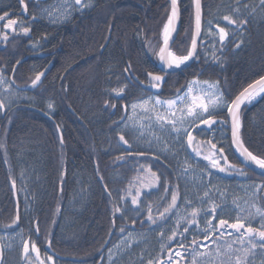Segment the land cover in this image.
<instances>
[{
	"label": "trees",
	"instance_id": "1",
	"mask_svg": "<svg viewBox=\"0 0 264 264\" xmlns=\"http://www.w3.org/2000/svg\"><path fill=\"white\" fill-rule=\"evenodd\" d=\"M55 1L25 0L27 14L35 19L33 52L47 55L34 58V76H29L27 64L14 72L12 81L11 70L1 75L7 83L0 85V102L5 105L0 109V234L21 233L30 249L27 256L23 249L5 253L1 264H105L97 252L109 235L113 243L132 232L151 233L154 244L149 260L165 264L171 256L179 264L183 259L175 252L183 255L191 243L182 241L185 249H180L172 239L159 249L155 241L156 232L173 220L183 202L184 187L174 163L162 157L156 162L143 161L142 149L127 150L120 144L128 106L151 95L141 87L150 85L148 73L160 74L155 55L163 43L169 2L82 0L84 7L74 2L65 23L52 24L41 15ZM201 2L197 55L189 65L166 75L155 95L158 98L173 99L196 79L217 82L231 102L264 76V8L260 0ZM13 4L14 0H0V11ZM17 4L22 7L19 0ZM179 8L180 27L170 50L186 55L192 39V0H180ZM225 15L246 23L230 25L223 20ZM218 27L228 34L223 46ZM46 67L42 82L31 91L13 87L26 88ZM240 120L244 146L264 157V94L241 110ZM225 123L229 142L226 117ZM129 154L138 159H126ZM147 155L146 159L153 158L152 153ZM226 157L236 160L233 153ZM246 173L262 184L259 199L264 208V177ZM174 189L177 206L164 221H149V213L157 218L168 207ZM138 190H144V195L133 209L126 199ZM117 208L121 211L116 212ZM32 242L39 259L31 252ZM47 243L56 255L75 261L51 255L53 261L49 262Z\"/></svg>",
	"mask_w": 264,
	"mask_h": 264
},
{
	"label": "rangeland",
	"instance_id": "2",
	"mask_svg": "<svg viewBox=\"0 0 264 264\" xmlns=\"http://www.w3.org/2000/svg\"><path fill=\"white\" fill-rule=\"evenodd\" d=\"M74 2L75 0H56L52 6L44 9L41 16L52 24L65 23L71 17ZM65 13H68V15L65 16ZM195 81L198 83L194 88L193 95L205 98L207 85H205L204 82L198 80ZM189 83L185 90L180 94L181 96H184L185 93H187ZM208 84L212 83L208 82ZM217 89L219 93H222L219 87H217ZM176 98L177 97L169 100H175ZM157 99L163 102L169 101L153 95L138 100L129 106L127 115L121 123V131H129L130 139H125L128 141V144H124L120 141V144L125 146L127 150L138 147L140 149H146L153 154L152 159L141 158L143 161L151 160L152 162H156L157 157H162L166 161H173L177 179L184 187L182 205L175 211L173 220L156 232L155 241L159 244V249L165 248L166 244L169 242L168 237L172 235L174 230L177 232H183L184 227L188 226L186 224V219L190 215L192 209H202L203 211H200V215L197 217L199 229H197L196 225H191L188 226L191 230L188 233H185L183 237L180 235L173 237V239L176 240V243L186 241L188 242V245L194 238L197 239V241L200 240L197 245L194 246L191 244L189 245V248H186L187 250L182 255L183 262H180L179 264H194L193 255L191 254V249L193 247H196L197 252L205 253L203 258L199 256L196 257L195 264H222V261L224 264H236V257L241 255V253L235 250L248 249L251 246L250 243L245 240V243L241 245L238 239L240 234L235 233L234 230L231 229L228 231L233 232V235H225L224 237H221L218 243H213V239L219 236V232H213L212 238L205 241L203 239L204 233L202 230L206 227L210 216H205L204 212L209 210L212 205H216L218 207V212L215 215V218L212 219L213 225L218 224L221 219L233 223L238 217H243L245 218L244 222L246 227L250 224V226L257 230V232L264 230V227H262L264 226V219L259 215H254L250 220L247 219L249 210L255 212V208H260L264 211L259 199L262 184L258 183V181L246 172H244V175L240 176L242 179L241 182H234L231 180V182H229V179L234 177V175L227 171H216L217 173L215 174L213 172L214 170L211 169L190 167V162L188 163L186 159H189V161H208L204 160L202 156L198 157L195 151L188 147L186 134L180 138L170 135V126L162 131L161 122L157 121L156 116L157 114L163 116L165 121L170 120L173 117L180 119L182 114L187 118V107L191 104V99H188L184 103L178 101L171 111H169L166 105L163 107H154L153 102ZM211 99L212 97H207L205 98V102H209ZM224 99L228 101L225 97ZM142 101H149V103L143 107L138 106L136 109H133L132 106L134 104L139 105ZM145 108L148 109L147 112L144 110ZM219 111L226 114L227 109L222 108L221 110H218V112ZM198 126H200L199 121H196L188 130L192 131L193 134V147H198L199 150L202 151L201 148L203 147V144L197 143L194 139V135L196 134L193 131L195 128L197 129ZM129 145H131V147H129ZM204 154L209 153L206 151ZM125 158L128 160L138 159L137 157H134L133 154H129ZM179 158L183 159L184 165L179 164ZM139 192L140 196L137 198V205L134 206L132 204V198L136 196L137 192L128 195L126 199L129 201V205L133 209L138 208L139 201L144 195V190H140ZM205 192L209 194L207 197L204 196ZM188 202H190V204ZM253 205H255V208ZM180 216L185 217V220H181L180 225L178 226L177 219ZM197 231H199L198 236L194 235ZM241 232H244V229H241ZM0 241L3 242L5 248L21 247L23 238L19 233L0 234ZM232 241H236V243H232ZM252 243L257 244V247L247 256L248 264H264V249L259 246L261 242L258 235L254 237ZM112 244L111 248H109V250H111V260L109 259V250L103 256L105 264H112L113 261L115 264H148L151 255L150 253L152 252L150 248L154 242L151 241V233L149 232H132L115 240ZM228 244H231L232 249L234 250L231 257L227 254L217 255L218 250L221 253H224ZM201 245H207V247H201ZM151 260L154 261V264L157 263L155 259Z\"/></svg>",
	"mask_w": 264,
	"mask_h": 264
},
{
	"label": "snow or ice",
	"instance_id": "3",
	"mask_svg": "<svg viewBox=\"0 0 264 264\" xmlns=\"http://www.w3.org/2000/svg\"><path fill=\"white\" fill-rule=\"evenodd\" d=\"M179 2L180 0H170V12L167 15V20L163 25L162 29V39H163V46L159 49V60L162 62L163 67L165 70L169 69H180L182 65H185L189 60L193 59L196 55L197 50V37L201 33V4L200 0H193V3L195 4V32L192 35L191 39V47L187 50L186 55H177L173 51L170 50V40L174 38V33L176 32L177 23L180 16V8H179ZM19 3L21 6L25 9V13L27 12V5L25 4V0H19ZM76 6L82 5V0H75ZM260 6L261 8H264V0H260ZM65 16L68 15V13L64 14ZM9 16L8 12H4L3 15H0V22H3L7 17ZM224 21H227L230 25H243L246 23L245 20H239L233 19L230 15H225L223 17ZM18 24V21L15 19L8 20L7 23H4L3 27L5 30L12 29L14 30V26ZM30 29L27 27L22 28L23 34L27 35L29 33ZM219 31V41L221 43V46H223V43L226 40V36L228 35L225 31V28L218 27ZM2 39L4 41L8 40V35L4 34L2 36ZM44 73L37 74L35 79L32 80L31 86L33 88L37 87L40 82H42V76ZM148 76L150 78V86L154 89H159L161 86V83L164 81V76L161 75H154L153 73L149 72ZM7 83L3 79L2 76H0V85H3ZM197 81L193 80L188 85L187 93H185L184 96L177 94V98L175 100H169L167 102H163L159 99L155 100L153 102L154 107L155 106H161L163 107L166 103L167 108L169 111L173 109V107L177 104V102L184 103L188 99H191V104L187 107V118L184 117L182 114L180 119H176L173 117L170 120L165 121V118L159 114H157L156 119L157 121L161 122V130H166L170 126V135H174L176 138H180L187 135L188 140V147L192 148L193 151H195L196 155L198 157L202 156L204 160H207L209 162V165L212 168L218 169L220 172H226V171H239L241 175H244L243 170H238L234 166L229 165L227 168L221 167L219 164V159H223L225 164L228 163L227 157L224 154V149L221 147L217 150V144L212 143L211 144V151L209 154H204L199 150L198 147H193V134L192 131H189V127L195 124L196 121H199L200 125H203L204 127L210 129L213 125L217 124L218 121L214 119V115L217 114L218 110H221L222 108L227 109L228 116L231 119V130H232V143L236 147L237 152H239L240 156L243 158V160L246 163H251L258 167L261 170H264V157H259L257 155H254L251 151L248 150L244 146L243 141L240 138V128H241V120H240V109L242 105L246 103H252L257 96H260L261 94H264V76L260 77L259 80L255 81L253 84L248 85V87L244 88L238 95L235 96L231 102H228L224 99L223 94L219 93L217 89V85L215 84H208V82H204L205 85H207V88L205 90V98L212 97V99L209 102H205V98H202L201 96L193 95V91L195 86L197 85ZM9 91V90H5ZM121 92L123 89L120 90ZM119 95V93H117ZM149 101H142L139 105L134 104L132 107L133 109H136L138 106L143 107L144 105L148 104ZM5 107L3 102H0V109H3ZM51 107V105L49 106ZM114 108L115 105H112ZM146 112L148 111L147 108L144 109ZM59 131V128H58ZM120 141L124 144H128V141L125 140L124 136H120ZM61 142H63V139L61 137ZM151 144V142H150ZM131 147V145H129ZM218 152V155H217ZM143 155V153H141ZM155 176V173L152 174ZM15 186V182L13 181V187ZM151 185H149L150 187ZM260 187V186H258ZM167 191V189H166ZM209 194L205 192L204 196L207 197ZM140 196L139 190L136 193V196L132 198V204L135 206L137 205V198ZM177 198L178 193L174 189L172 191V201L168 205V207L165 208L164 212L160 213V216L157 218H154L151 213H149L148 220L152 223H156L157 220L164 221L166 219L167 213H169L173 208L177 206ZM203 202V200H202ZM190 204V202H188ZM255 208V205H253ZM121 209L117 208L116 212H120ZM200 211L196 208H193L190 215L186 219V224L188 226L196 225L197 229H199V225L197 223V217L200 215ZM243 211V210H241ZM218 212V207L216 205H212V207L204 212L205 216H210V218L207 221L206 227L202 230L204 235L203 239L205 241H208L210 238H212L213 232H219V236L215 237L213 239V243H218L221 237H224L225 235L232 236L233 232L228 231L229 229L234 230L235 233H239L240 236L238 237L239 242L241 245L245 243V240H247L250 243V247L248 249H237L235 251H238L241 253V255H238L236 257V264H248L247 262V256L249 253L252 252L253 249L257 247V244L252 243L255 236H259L260 238V247L264 249V230L258 231L253 229L250 224L246 227L245 225V218L238 217L237 220L233 223H229L228 220L221 219L219 220L218 224L213 225L212 219L215 218V215ZM254 215H259L262 219H264V211H262L260 208H255V212H252L251 210L248 211L247 219H251ZM185 220V217L180 216L177 219V225H180V221ZM185 226L183 232H177L173 231L172 235L168 237V240L171 241L173 237L180 235L181 237L184 236L185 233H188L191 229L190 227ZM264 227V226H262ZM241 229H244V232H241ZM37 232H39V228L37 227ZM121 232H124V229L121 228ZM194 235H199V231L195 232ZM131 236V234H130ZM130 238V237H129ZM232 243H236V241H232ZM192 245H197L198 241L197 239H193L191 241ZM50 247V243H49ZM163 247V246H162ZM201 247H207V245H201ZM179 248L185 249V244L183 242H179ZM109 259L111 260V250ZM171 251V249H169ZM233 249L231 244H228L227 247L224 250V253H221L219 250L217 251V255H223L227 254L229 257H231L233 253ZM31 252L37 253V259H39L38 255V249L35 242H32L31 244ZM23 253L27 256L29 254V241L25 240L23 241ZM191 254L193 255V261L195 264L196 257L199 256L203 258L205 256V253L203 252H197L196 247H193L191 249ZM210 254V253H209ZM175 256L181 257L182 253L181 251H176ZM47 260L49 262L53 261V257L49 255L47 257ZM43 264V262H41ZM112 264H115L113 261ZM148 264H154V261L149 260ZM165 264H174V261L171 256L168 257V259L165 261ZM222 264L224 262L222 261Z\"/></svg>",
	"mask_w": 264,
	"mask_h": 264
},
{
	"label": "flooded vegetation",
	"instance_id": "4",
	"mask_svg": "<svg viewBox=\"0 0 264 264\" xmlns=\"http://www.w3.org/2000/svg\"><path fill=\"white\" fill-rule=\"evenodd\" d=\"M4 12H8L9 16L3 21L0 22V76L5 75L7 73V69L11 70L10 73V81H11V74L12 72H15L19 67H24L26 64L28 65L29 69V76H34V70H33V61L34 58H39V54H35L33 52V44H32V24H33V17L32 15L25 13V9L23 7L19 8L17 4V0H14V4L11 8H5L0 11V15H3ZM15 19L18 21V24L14 26V30L9 29L5 30L3 25L4 23H7L8 20ZM27 27L30 29L29 33L27 35L23 34L22 28ZM6 34L8 35V40L4 41L2 39V36ZM17 64L16 70H14L15 65ZM46 69V68H45ZM45 69L43 71L41 70L40 73H45ZM12 83V82H11ZM13 85V84H12ZM15 89L18 90H24V88H20L18 86L13 85ZM225 117L226 114L224 112H217V114L214 115V119L218 121L217 124L213 125L210 129L204 127L203 125H200L197 127V129H194V139L197 143L202 140L203 147L201 150L204 152L210 153L211 151V144L216 143L217 144V150L219 148L224 149V154L227 156L228 154H232L233 151L231 149L230 140L227 142L226 134H225ZM227 118V117H226ZM230 138V137H229ZM201 144V143H200ZM201 151V152H202ZM218 155V152H217ZM143 158L145 156H148L147 154L143 153L141 155ZM161 158V157H158ZM235 161H231L227 158L228 163L225 164L223 159H219V164L221 167L227 168L229 165L234 166L238 170H243V172H246L247 170L240 164L237 158H235ZM190 167H199V168H206L214 170L213 172L216 174V171H219L216 168H212L208 162H202V161H196L192 160L189 161V159H186ZM179 164H183V159L179 158ZM184 165V164H183ZM230 174H233L234 177L229 179V182H241L242 179L240 178L241 174L239 171H227ZM231 180V181H230ZM233 183V182H232ZM24 241V240H23ZM23 249V243L21 247H9L5 248L3 246V242L0 241V264L2 261V256L5 253L13 252L14 250ZM30 250V249H29ZM24 255V253L22 252Z\"/></svg>",
	"mask_w": 264,
	"mask_h": 264
},
{
	"label": "water",
	"instance_id": "5",
	"mask_svg": "<svg viewBox=\"0 0 264 264\" xmlns=\"http://www.w3.org/2000/svg\"><path fill=\"white\" fill-rule=\"evenodd\" d=\"M169 2V5H170V0H168ZM200 4H201V33L200 35L197 37V50H196V55H197V52H198V44L201 40V35H202V21H203V13H202V2L200 0ZM195 4L193 3V0H192V18H193V28H192V35L193 33L195 32ZM179 27H180V16H179V20H178V23H177V28H176V32L174 33V37L176 36L178 30H179ZM173 41L170 40V47H171V42ZM163 46V44L161 45V47ZM160 49V48H159ZM159 49L155 55V60H156V64H157V69L158 71L160 72V74H156V75H161V76H164V81L161 83V86L159 89H154L152 88L151 86H142V88L145 90V91H148L152 94H157L158 92L161 91L164 83H165V80H166V75L169 74V73H172L173 71H175L176 69H169V70H165L164 67H163V64L162 62L159 60V56H158V53H159ZM196 55L194 56L193 59L189 60L184 66H187L189 65L196 57ZM15 70V69H14ZM14 72H12L11 74V80H12V76H13ZM126 78L129 79V77L126 75ZM139 85H141V83H139ZM32 86L29 85L27 88H25L24 90H27V91H31L32 90ZM249 103H246L244 105H242L241 109H240V112L241 110L246 106L248 105ZM43 117H46L48 119H50L48 116H46L45 114H42ZM226 116H227V122H228V128H229V136H230V145H231V149L233 151V154L234 156L238 159V161L240 162V164L248 169L249 171H251L252 173H254L255 175L259 176V177H264V170H261L259 169L258 167H256L255 165L251 164V163H246L243 158L240 156L239 152H237L236 150V147L233 145L232 143V130H231V119L230 117L228 116V113L226 112ZM51 120V119H50ZM59 132V131H58ZM240 135V134H239ZM241 138V137H240ZM105 192L107 193V190L104 189ZM13 195H14V202H15V206H16V221L18 222L19 221V204H18V198H17V192H16V189L15 187H13ZM112 237V234L109 235L108 237V240H110ZM106 247H103V250L105 249ZM46 251L47 253H49L50 255H52L53 257H55L56 259L58 260H68V261H74L73 259H70V258H63L61 256H58L56 255L54 252H52V250L50 249L49 247V243H47L46 245Z\"/></svg>",
	"mask_w": 264,
	"mask_h": 264
},
{
	"label": "bare ground",
	"instance_id": "6",
	"mask_svg": "<svg viewBox=\"0 0 264 264\" xmlns=\"http://www.w3.org/2000/svg\"><path fill=\"white\" fill-rule=\"evenodd\" d=\"M50 6H52V5H50ZM49 6H47V7H45L44 9H46V8H48ZM44 9L42 10V12L44 11ZM34 19V18H33ZM35 20V19H34ZM34 22V21H33ZM108 43V40H107V42H106V44ZM163 44V43H162ZM47 55L46 54H41L40 55V57H43V58H45ZM16 68H17V64L15 65V67H14V69L16 70ZM48 71V67H46V69H45V73ZM33 73H35V72H33ZM44 73V74H45ZM150 79V78H149ZM221 90V89H220ZM223 93V92H222ZM263 94H261L260 96H257V98L255 99V100H257V99H259L261 96H262ZM254 100V101H255ZM166 105V104H165ZM167 106V105H166ZM121 135H123L124 136V138L125 139H130V132L129 131H124V132H121ZM125 135H128L127 137L125 136ZM135 148H138V147H135ZM134 149V148H133ZM140 149V148H139ZM143 150V152L145 153V154H148V153H150L148 150H146V149H142ZM17 198H18V196H17ZM9 234H13V233H9ZM21 236H22V234L21 233H19ZM113 244L111 243V239L110 240H108V238H107V240L105 241V243L103 244V246H102V248L100 249V251L99 252H97V256L99 257V256H104V254L109 250V248H111V246H112ZM103 247H106L104 250H103ZM74 261H75V259H73Z\"/></svg>",
	"mask_w": 264,
	"mask_h": 264
}]
</instances>
